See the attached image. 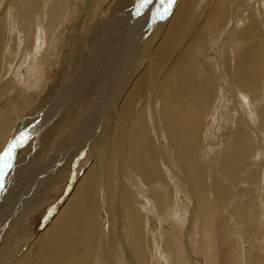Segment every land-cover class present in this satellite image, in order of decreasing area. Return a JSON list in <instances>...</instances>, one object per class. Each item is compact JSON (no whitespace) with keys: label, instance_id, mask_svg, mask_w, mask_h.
Instances as JSON below:
<instances>
[{"label":"rangeland","instance_id":"rangeland-1","mask_svg":"<svg viewBox=\"0 0 264 264\" xmlns=\"http://www.w3.org/2000/svg\"><path fill=\"white\" fill-rule=\"evenodd\" d=\"M46 1L48 2L49 0ZM117 1L118 0H95L94 2L93 0L90 3V0H50L51 7L48 9L45 8V10H43V7L45 5H40L38 3L39 0H31V3L26 0H0V154L7 150L9 144L17 140V136L27 135V142L22 147L16 149L15 158L13 161H18V164H20L24 157L28 155L22 154L23 150L30 151L31 148L33 150V148L36 146L38 138L43 137L42 133H44L45 128L40 130L42 127V123L36 121V119L38 118L37 116H39L41 113H44L46 109L48 110V107H44L46 105L44 100L48 99L51 101L52 97L65 98V91L61 87V89H56V85L59 82L58 76L60 74V66L67 63V60L75 61L77 63L82 62L83 64L86 63V61L83 60L81 51L86 48L87 40L91 38L95 33L100 31L101 23L106 21H113L114 16L117 17ZM241 1H245L244 3L250 4L251 11L247 10L246 14L243 15L244 18L248 17V15L251 14L254 17H249V21L247 20L246 22L244 19H242V23L236 24L238 28L237 32H240L246 27L253 24L255 32L254 36L245 37L235 35V37L241 39L239 41L235 39H229L226 37L227 35L222 33L223 36L225 35L223 37L220 33L219 37L221 38L219 40L221 42L218 41L221 48L219 49L221 51V46L223 45L224 40H229L230 42H232L233 44H231L228 48L229 51H227V54H234V57L240 59V65L237 69V72L235 73V76L233 73L230 74L231 84H233L231 85L232 88L230 87L231 89L229 88V91L227 90L226 94L219 86H214L213 89V85H211L210 87H206V89L200 88V91L196 89V91L194 92L196 97L197 95H199V93H204L199 95L202 98V101L200 99L198 101H193L194 99H196V97H194L190 102L193 103L191 104L193 108L189 107L190 104H188L187 98L186 103H183L184 105L186 104L184 110L187 109V106L190 108V111L186 110L188 111V115H186L185 117L186 123L188 126L192 124L190 130L185 132V134L183 135L187 134V137H190L191 135L192 142L195 141L196 144H200L199 152L194 148L188 149L193 153H199L198 156L195 154L196 158L194 163V177L190 174V171L188 173V170L191 168L190 166H192V163L186 161L181 162V165L179 161L181 155H179L180 152L176 150V141L179 140L181 142L180 144H184L186 137L183 138L180 131H178L179 128L176 131L172 129V126L174 125L180 126L181 121L177 118H180V115L182 114L183 110L180 111L182 107H179L180 109L178 108L175 115L170 113L171 115L166 116L165 111L163 110L162 102H149L148 104L150 108L147 107L146 111L144 112L143 125L141 127L144 129V140H146L149 144V151H151L150 157L152 156L153 160L155 159L154 165H156V162L159 163V165L157 163V169L159 170V175H161L162 178L158 176L157 178H150L149 180L145 181L144 176L138 173L136 170L144 166L141 165L142 160L138 159V161L133 158L132 155L128 157L127 179H131L129 173L134 172L138 176L142 177L141 181L144 182L146 189L143 190L144 195H141L137 192V186H135L133 189V187L124 180L125 188H127L126 192H128L126 194V197H130L131 201H133L132 203L129 200V203L127 204V209L129 210V212L127 211V213H129V218H123L125 224H120V222L115 219V214H113V218L111 221L110 216H108L107 214L109 210L108 208H106V202L104 201L105 195L108 198V195L105 192L106 188L108 189L106 181L101 180V186L97 187L98 190L97 188H94L92 189V191L90 190L91 188H89L88 191L87 186L85 185L84 181H82L84 173H86L85 175H87L90 170L96 173L99 169L98 161L96 160L100 157V143L97 142L98 135L96 134L93 135V139L95 140V142L92 143V145H94L97 149L96 152L90 151L88 147L89 145L87 146V143L86 145L81 146L80 149H77V147L72 148L76 150V152L69 155L66 163L61 166V169L58 168L54 170V172H51L49 178L53 181V183H55L57 187L55 185L52 187V189L48 192L49 195L47 196L46 200L40 207L36 208L31 213L28 220H25L27 223H23L21 229H12V226L16 225L15 222L17 221L16 219H14V217L16 216L15 214L14 216L12 215V213H10V216L3 217L7 212H11L10 210L13 208L16 201H6L4 192L0 193V243L3 240V237H5V234L6 236L8 234L10 235L11 230H13V237H11V240L13 238L12 241H15L13 242L15 243L14 247H10V251H6L8 254L10 253V256H1L3 259H6L7 257H14V259H16L17 255L19 258H23L22 256H24L28 251L33 252L31 246L35 245L36 240H38V238L41 237V235L49 228L51 223L59 216L56 221V225L58 226V223H60L59 220L62 219L60 213H62L65 208H69L74 203H77L74 198L81 178V187L85 186L87 194L85 190L82 191L83 193L81 192V202L83 201L84 203H81V214L80 212H77V215L78 217H80L82 215V212L86 213L76 221H71V219H69V216L66 217L67 222H64L66 235L62 237V240L65 241L67 245L63 247V249H61L58 245L56 246L57 252L60 254V256L58 261L54 264H77V262L79 264H103V261L104 264H130V258H133V263L137 264V253L136 251H134L135 248H133L130 244L129 231L133 233L135 232L134 236L137 237L138 242L142 241V252L146 264H264V0ZM153 2L155 5L152 4ZM208 2V0H199L196 6V13L193 17V23H195V20L198 19V14L203 13L207 9ZM180 3L181 0H175L174 4L178 6ZM138 5L139 0H131L126 8H122V10L126 9L124 10V12H127L131 15H129L130 17L126 16L122 17L121 19L125 20L126 22L133 23L130 24V27L127 31H116L117 33L125 32L126 42H124L123 47H120L119 50H116V52H118L116 61L113 64H110L106 69V71L109 72V75L108 77H106V79H104V82L107 81L104 84L105 92L103 94V97L106 99L104 100V104H108V101L111 98L120 93V87L118 86V78L120 77V73H123L124 78H126L131 72H134V76L131 78L132 81V79L140 75L144 71L143 69L147 66V62H145L144 58L142 59V56L139 58V60L135 58L137 52L132 51V42L128 41L127 36H129L130 34L132 25L135 23L136 28L139 32L141 30L142 32L144 31V39H142V41L143 43L147 44L148 40L150 39L148 45L151 44L150 46L152 47L156 46L158 42L162 40L164 35L171 27L170 23L173 18L171 15L174 13V9H170V11H168V14L166 15L167 17L163 16L161 18L157 15L158 12L163 11L167 4H164L162 6L160 0H157L156 3L154 0H152V2L148 4L139 15L136 12V8L138 7ZM151 5L160 6L159 11H157L155 7H153L155 9V13L150 17V13L153 12V9L149 10V8L152 7ZM88 6H90L88 17L89 20L84 21L82 20V17L86 12L85 8ZM235 8L237 9V7ZM83 9L84 11H82ZM231 11H233L232 7ZM115 13L116 15H114ZM142 16L145 17L146 21L151 20L147 25V30L146 27H143L141 20ZM132 19H135L136 22ZM252 20H254V22ZM211 23L212 22L210 21V24ZM229 23L230 21L226 22L225 27H229ZM137 38L140 39L139 33L137 34ZM204 39L205 41L203 40L201 42L198 51L200 57L196 58L197 71L199 73L203 72V75L205 74V72H207L209 77L213 76L212 71L215 72L217 83H220L222 78H224V73L222 72L223 69L226 68V59L224 56H222L221 58L219 57L218 47L216 48L215 45L208 40L207 36H205ZM243 42H246L244 44L245 46L241 45L239 48L238 43ZM225 44H227V42ZM253 47L256 48V51L253 50ZM215 48L216 50H214ZM231 51L233 52L231 53ZM253 51H255L254 53L256 55L251 54L253 53ZM112 54H115V52H113ZM62 55H64V57ZM253 55L257 59L250 58L253 57ZM71 57L72 59H70ZM128 61L131 63V66H125V64L128 65ZM215 62L217 63L215 64ZM242 62H245L244 66L245 64H249V62L252 63L251 65H249V67H252H250L251 70L246 66V68H244V66L240 67ZM88 69L89 68H87V70ZM115 69H118V71H114ZM239 72L240 74H238ZM235 80L236 83H233L235 82ZM113 81H117V85ZM244 81L246 83H252H247L246 85ZM224 83L226 82L224 81ZM199 85L200 84H197L194 87ZM238 86L240 87L238 88ZM112 88L115 89L113 90ZM203 89L205 92H203ZM237 89L242 93L237 92ZM48 91L50 94L48 93ZM208 98H210L211 100H208ZM204 103L206 104V106ZM143 104L144 101L142 105ZM160 105L162 109H160ZM225 105L227 107H230L227 108L225 107ZM219 107L221 109H219ZM90 109L87 110V114L85 116L82 115L81 118L73 126L68 124L66 126V129L68 128L67 132L63 133H66L68 135V133L74 130V128H77V126L81 123V120L83 121L85 118L87 120L89 114L92 116L99 114V109L98 113L95 111V109ZM192 109L195 111L194 113ZM217 109H219V112L217 111ZM32 110L34 111L32 112ZM213 110H215L216 112ZM160 113H162V116L164 114L166 118L176 117L175 121H173L174 118L171 119L172 121L170 122H172V125L171 123H167L168 125L165 124V127V125H163V123L161 122L163 119L160 118ZM153 117L156 120L153 119ZM209 118H211V120ZM189 120L191 122H188ZM45 124L46 123H44V125ZM86 126L87 125H85V127ZM91 126L92 125H90L89 127ZM210 126L212 129L210 128ZM87 128L88 127H86L81 133V143L85 142L83 141L85 139L89 140L87 139V136L83 134V132L86 131ZM208 129L209 131L211 130L212 133L211 131L209 132ZM238 129L240 130L238 131ZM213 130L215 132H213ZM38 131L40 133H38ZM124 132L125 131L123 130V133ZM215 134L216 136H214ZM174 135H176L177 137ZM125 139L127 140L128 138L126 137ZM55 143L56 145H54ZM55 143L52 142L51 144L50 142L48 144H45L46 148H48V150L45 152L35 153V150H31L30 159L27 160L29 166L33 167V165H35L36 168L39 167V170L45 167L52 168L56 163V157L61 152L60 150L62 148V145H65L64 143L62 144V142ZM104 143L106 144V142ZM31 144H33L32 147H30ZM234 145H236V147ZM41 148L42 145H40V149H38V151L41 150ZM103 148L111 150L109 144L103 145ZM241 148L243 149V151L241 150ZM56 149H59V152H56ZM165 152L168 155H170L169 152H171L170 157H173L171 158V162L175 163L170 164V170H167V168L164 167L163 159L166 160ZM52 154L54 155L51 156ZM140 154L143 155L142 152H140ZM209 155L212 156L210 157ZM211 160L213 161V163H211ZM34 161H37L38 164ZM46 164L49 165L46 166ZM145 165L149 166L147 163ZM214 167L215 170L213 169ZM38 169H36L35 173ZM173 169L175 170L176 174H172ZM233 173H236V175L233 176ZM106 174L112 177L113 170L111 168L107 169ZM106 174L104 170L105 177ZM101 176L99 175V178ZM191 176L193 177V179ZM150 180L152 181L151 184ZM175 180L178 181L176 182ZM162 183L163 185H161ZM104 184L105 186H107L106 188ZM28 185L33 192L36 190V186L31 181H28ZM157 185L162 187V189H160V192L159 190L157 192L154 190V186ZM93 190H95V192ZM108 191H110V189H108ZM198 192L201 194H199ZM155 193H162L164 199H161ZM201 197L205 199V202L204 200L200 201ZM94 199L97 200V203L96 201H93ZM101 201L102 206L99 203ZM85 203H87V207L85 206ZM167 204L168 209L166 208ZM151 205H153L154 207ZM97 206L99 207L98 209H96ZM84 207L88 210L85 209L87 210L85 211ZM134 207L135 209H133ZM92 208H94V210H92ZM113 209L114 210H112V213H114L116 206H113ZM203 211L206 213H204ZM96 213L99 214H97L98 217L97 215H93ZM131 213L133 214V219H135L136 221L135 222L133 220V223L135 225H133L132 223ZM204 214H207V216ZM87 215L89 216V218ZM165 215H167V217ZM96 223L100 224L96 225ZM113 226L115 227L114 229ZM143 226L144 228L142 229ZM9 228L11 230H9ZM3 229H5L6 231H4ZM98 231L100 234L98 233ZM112 233L115 235H113ZM67 234L70 235L68 236ZM154 235L156 236V239ZM58 236V232L55 233V237L58 238ZM15 237L19 239V242ZM27 237L28 240L26 241V243L21 241V239ZM131 238L130 240H132ZM95 239L96 242L98 241L97 244L99 246L96 245ZM105 239H107L108 241ZM125 244L128 245L130 253L129 256L125 252ZM88 246L90 247L87 248ZM135 247H137V245ZM50 249H53L52 243H49L48 246L46 245L44 251H42L43 253H38L39 257H37L36 259V264H53L52 256L50 254L48 255V253L51 252ZM184 249H186V251ZM76 250H79V253H81L80 258L77 256L73 257V252H75L76 254ZM52 253H54V251H52ZM62 253L64 254L63 256ZM123 255L125 258H123ZM14 259L9 264H13ZM65 259H67V261Z\"/></svg>","mask_w":264,"mask_h":264},{"label":"bare ground","instance_id":"bare-ground-1","mask_svg":"<svg viewBox=\"0 0 264 264\" xmlns=\"http://www.w3.org/2000/svg\"><path fill=\"white\" fill-rule=\"evenodd\" d=\"M26 1L30 2L31 0H26ZM92 1L93 0H90V3ZM130 1L131 0H118L117 1V8H116L117 17L114 16V20L113 21H106V22L101 23L100 24V26H101L100 31L95 33L91 38H89L87 40L86 48L81 51L83 60L86 61L85 64H83L82 62H81L82 63L81 64V63H77L75 61L67 60V63H65L64 65L62 64L60 66V74L58 72V74L60 76V77L58 76L59 82L57 83V85L56 84L55 85H56V89L61 87L65 91V98H60L59 97L60 98L59 99L57 97H55V98L52 97L51 101L48 100V99L44 100V102L46 104L44 107H48V110L46 109V111L44 113H41L39 116H37L38 118L36 119V121H39L40 123H42V127H41L40 130L45 128L44 133H42L43 137L38 138V141L36 142V146L34 147L35 149L33 148V150H32V148H31L30 151L23 150L22 154H28V155H26L24 157V159L21 161L20 164H18V161L17 162H13L14 163V168L8 174V179L6 181L5 191H4L5 200L6 201H10V202L16 201V203L13 206V208L10 210L11 212H7L3 217L10 216V213H12V215H14V214L16 215V216L14 215L15 216L14 219H16L17 221L15 222L16 225L12 226L13 230H15L16 228L21 229V226L23 225V223H27L25 220H28V218L30 217L31 213L36 208L40 207L43 204V202L46 200L47 196L49 195L48 192L55 185V183H53V181L50 180V178H49L50 175H51V172H54V170H56L58 168L61 169V166L66 163V160L69 157V155H71V154L76 152V150H74L72 148H76L77 147V149H80L81 146H84L87 143V146L89 145L88 147H89L90 151L96 152V150H97L96 147L94 145H92V143L95 142V140L93 139L94 138L93 135H96V134L98 135L97 136V142L100 143V157H99V159L96 160V161H98L99 169H98V172H96V173L93 172L92 170H90L87 175H85L86 173H84V177L82 178V181H84L85 185L88 188V191H89V188H91L90 190L92 191V189L97 188L98 186H101V180L102 181H106L108 189H110V191H108V189L106 188L107 186H105V184H104V186L106 188L105 192L108 195V198L105 195V199H104V201L106 202L105 206L109 210L107 212V214H108V216H110L111 221H112V218H113V214H115V217H116L115 219H117V221H119L120 224L123 223V225H124L125 223H124L123 218L124 217L127 218L128 214H129V213H127V211L129 212V210L127 209V204L129 203V200H130V202L133 203V201H131L130 197L129 198L126 197V194L128 192H126L127 188H125L124 180L127 181L133 187V189H134L135 186H137V188H138L137 192L140 193L141 195H144L143 190L146 189L144 182L141 181L142 177L138 176L134 172L129 173L131 179H127V177H128L127 159H129L128 157L130 155H132L133 158H135L136 160H138V159L142 160L141 165H144V166L140 167V168H138L136 170H137L138 173H140L141 175L144 176V180L145 181L149 180L150 178L151 179L152 178H157L158 176L161 177V175H159V172H158L159 170L157 169V163L158 162H156V165H154L155 159L153 160V157L151 156L152 159L150 157V152L151 151H149V144L147 143L146 140H144V131H143L144 129L141 127L143 125L144 112L146 111L147 107L150 108L149 104H148L149 102L150 103L154 102V101H156L157 103L158 102H160V103L162 102L163 103V110L165 111L166 116L167 115H171L170 113L175 115L177 113L178 108L182 107L181 110H180V111L183 110L182 114L180 115V118L179 117L177 118V119H179L181 121L180 126H178V125L175 126L174 125V126H172V129L176 131L179 128L178 131H180V133L182 134L183 138L186 137L184 144H180L181 142L179 140L176 141V143H177V145H176L177 149L176 150L178 152H180L179 155H181L180 156L181 158H179L180 164H181V162H186V161H189V162L192 163L191 164L192 166H190L191 168L188 170V173L190 171V174L194 177V170H195V164L194 163H195V158H196L195 154L198 156L199 153H193L192 151H190L188 149L189 148H194V149H196L199 152L200 144L199 145L196 144L195 141L192 142V138H191V135L189 133L188 134L190 135V137L189 136L187 137L186 136L187 134L183 135V134H185V132L190 130V128L192 127L191 126L192 124L189 125V126L187 125L185 117H186V115H188V111H190L189 107L193 108V106L191 105L193 103H190V102L193 100L194 97H196L195 93H194L196 91V89H198V91H200L201 90L200 88H205L206 89V87H210L211 85H213V89H214V86H219L226 94L227 90L229 91V88L231 87V85H233V84H231L230 74L233 73L234 76H235V73L237 72V69L239 68V65H240V59L237 58V57H234V54H227V51H229L228 48L230 47L231 44H233L229 40H224L223 45L221 46L222 47V51L220 50L221 48H220L219 42H221V41L219 39L221 37H219V34L223 33V34L227 35L226 36L227 38L235 39V40H239V41L241 39H239L238 37H235V35H240V36H245V37L254 36L255 32H254V25L253 24L248 26V27H246L242 31H240V29H239L240 32H237L238 28L236 26V24L242 23L241 22L242 19H244L245 22H246L249 19V17H252V18L254 17L252 14L248 15V17H246V18H244V16H243V15L246 14L247 10H250V4L249 3H244L245 1L242 2L241 0H208L209 2H208L207 9L203 13H199L198 14L199 15L198 19L195 20L196 21L195 23H193L192 22L193 21V17H194V15L196 13L195 12L196 11V6H197L199 0H181V3L178 6H176L173 3L171 8H170V9H174V13L171 15L173 17L172 20H171V23H170L171 27L169 28L167 33L164 35L162 40H160L158 42V44L156 46H154V47L150 46L151 44L148 45L150 39L149 40L147 39L148 40L147 44L143 43L142 39H144L143 38L144 31L142 32V30H141L139 32L137 30V28H136L135 23H134L132 25V29L130 31L129 36H127L128 37V41L132 42V45H133L132 46V51H136L137 52V55L135 56V58L137 60H139V58L142 56V59L144 58L145 62H147V66L145 65L146 67L143 69L144 71L140 75L134 77L132 79V81H131V78L134 76V72H131L129 74V76H127L126 78H124V74L123 73L119 72L120 73V75H119L120 77L117 76V77H119L118 78L119 83L117 81H113V82H115L116 85L118 83V86L120 87L119 92L122 95L120 93H118L116 96L113 95L114 97L111 98L108 101L109 103L108 104H104L105 103L104 100H106L103 97V94L105 92L104 84H105V82H107V81L104 82V79H106V77H108V75H109V72H107L106 69H107V67L110 64H113L116 61V59L118 57V52H116V50H119L120 47H123L124 46L123 45L124 42H126L125 32L117 33L116 31L117 30L127 31L128 28L130 27V24L133 23V22L129 23V22H126L125 20L121 19L122 17H126V16L130 17L129 15H131V14H128L127 12H124V10H126V9L122 10V8H126L129 5ZM154 1L156 3L157 0H154ZM94 2H95V0H94ZM205 2H203V3H205ZM38 3L40 5H43V6L45 5L43 7L44 8L43 10H45V8L48 9V8L51 7L50 0L48 2L46 0H39ZM152 4H154V2ZM154 5L153 6L151 5L152 7L149 8V10L153 9V12L150 13L151 14L150 17L155 13V9L157 11H159V6L160 5H156V6H154ZM153 7H155V9ZM231 7L233 8V11H231ZM235 7H237V9ZM83 8H85V7H83ZM85 10H86V12H85L84 16L82 17V20L87 21V20H89L88 17H89V12H90V6L86 7ZM199 10H201V9H199ZM82 11H84V9ZM133 12H134V10H133ZM171 12H172V10H171ZM232 12H234V13H232ZM239 12H240V14H239ZM116 13L114 15H116ZM141 20H142L143 27H146V30H147V25L149 24V22L151 20L150 21H146L145 17H143V16H142ZM210 21L212 22L211 24H210ZM229 21H230L229 27H225V23L229 22ZM252 21L254 22V20H252ZM135 22H136V20H135ZM120 23H121V26H120ZM36 28H37V26H36ZM230 30H231V32H230ZM243 31H245V32H243ZM36 33H37V31H36ZM138 33H139L140 39L137 38V34ZM223 34H222V36H223ZM205 36L208 37V40L210 42H212L215 45L216 48L217 47H218V49L220 48L219 51H218L219 52V57L221 58L222 56H224L225 59H226V62H225L226 63V68L223 69V72H222V73H224V75H223L224 78H222L220 83H217V80H216L217 77H216L215 72L212 71L213 76L209 77L207 72H205V74L203 75V72L199 73L197 71L196 58L200 57V54H198V51H199V47H200L201 42L203 40L205 41V39H204ZM83 42H85V41H83ZM226 42H227V44H225ZM245 43L246 42L238 43L239 44V48H240L241 45L245 46L244 45ZM0 46H1V44H0ZM224 46H226V47H224ZM216 48L214 50H216ZM233 48H234V46H233ZM237 48H238V46H237ZM253 50L256 51V48L253 47ZM255 51H253V53H251V54H255L254 53ZM113 52H115V54H112ZM232 52L233 51H231V53ZM197 55H199V56H197ZM62 56L64 57V55H62ZM65 56H66V54H65ZM72 57L70 59H72ZM121 58H123V57H121ZM250 58L257 59V58L254 57V55H253V57H250ZM128 60H130V59H128ZM80 61H81V58H80ZM252 62H254V61H252ZM120 63H122V62H120ZM216 63L217 62H215V64ZM244 63L242 62L240 67H243ZM91 64H92V66H91ZM130 64L131 63L128 61V65L125 64V66H131ZM210 64H211V62H210ZM215 64H214V66H215ZM251 64L252 63L249 62V64H247V65L245 64V66L249 67V65H251ZM90 66H91V68H90ZM135 66H137V65H135ZM245 66H244V68H246ZM87 68H89V69L87 70ZM133 68H134V66H133ZM251 68H250V70H251ZM57 69H58V67H57ZM114 71H118V69H115ZM200 71H201V69H200ZM245 71H246V69H245ZM245 71H244V73H245ZM241 72H242V69H241ZM244 73H243V75H244ZM238 74H240V72ZM245 75H247V74H245ZM121 77H122V79H121ZM212 78H213V80H212ZM248 79H250V78H248ZM224 81L227 84L224 83ZM233 83H236V80ZM247 83H250V82H247ZM247 83H246V85H247ZM197 84H200V85L194 87ZM118 86H116V87H118ZM239 87L240 86H238V88ZM211 90H212V87H211ZM203 92H205L204 89H203ZM237 92H240V91H238V89H237ZM42 93H43V91H42ZM48 93H49V91H48ZM209 93H210V91H209ZM240 93H242V92H240ZM201 94H204V93H199V95H201ZM199 95H197L196 99H194L193 101H196V100L198 101L199 99L202 101V98ZM248 96H249V94H248ZM202 97H203V95H202ZM186 98L188 99V104H190V105H189V107L187 106V109L184 110L186 104L184 105L183 103H186ZM233 98H234V96H233ZM209 99L210 98H208V100ZM222 100H223V98H222ZM143 101H144V104L142 105ZM203 101H204V98H203ZM238 101H240V100H238ZM206 103H209V102H206ZM210 104H212V103H210ZM225 104H227V103H225ZM161 105H160V109H162ZM205 106H206V104H205ZM39 107H40V105H39ZM225 107H227V106L225 105ZM228 107H230V106H228ZM90 108L92 110L95 109V111L97 113L100 110L99 114L94 115V116L89 114V116L87 117V120H86V118L83 121L81 120V123L77 126V128H74V130L69 132L68 135L66 133H63V132H67L68 128L66 129V126L68 124L73 126L81 118L82 115L85 116L87 114V112H88L87 110H89ZM206 108H208V107H206ZM219 109H221V108L219 107ZM219 109H217V111ZM186 110H188V111H186ZM33 111L34 110H32V112ZM159 111H161V110H159ZM213 111H215V110H213ZM194 112L195 111L193 110V113ZM162 113H164V112H162ZM162 113H160V118L163 119L161 121L163 123V125H165L167 123H171V125H172V122H170V121H172L171 119H173L174 117L172 116L173 118H166L164 114L162 116ZM31 115H32V113H31ZM223 115H225V114H223ZM208 117H209V115H208ZM175 118H174L173 121H175ZM153 119H155V118L153 117ZM209 119L211 120V118H209ZM176 121H178V120H176ZM188 122H191V121L189 120ZM208 122H209V120H208ZM44 123H46V124L44 125ZM197 123H196V125H197ZM85 125H87L86 127H88V128H87L86 131L83 132V134L85 136H87V139H89V140L85 139V140H83L85 142L81 143V133L86 128ZM90 125H92V126L89 127ZM238 125H239V123H238ZM198 126H200V125H198ZM211 126H213V125H211ZM211 126H210V128H211ZM165 127H166V125H165ZM215 128H216V126H215ZM201 129H202V127H201ZM123 130L125 131L124 133H123ZM239 130L240 129H238V131ZM208 131H209V129H208ZM215 131H216V129H215ZM215 131L213 130V132H215ZM38 133H40V132L38 131ZM211 133H212V131H211ZM211 133H210V135H211ZM21 134H22V132H21ZM178 135H179V133H178ZM20 136L21 135L17 136L16 139H18ZM174 136H176V135H174ZM214 136H216V134ZM63 137H64V139H63ZM126 137L128 138L127 140L125 139ZM180 138H181V136H180ZM230 141H232V140H230ZM50 142H51V144H52V142L53 143H55V142L61 143L62 142V144L63 143L65 144V145H62V148L60 150L61 152L56 157V159H55L56 163L53 165V167L52 168L51 167H45V168L40 169V170L38 169L39 167L36 168L35 165H33V167H30L29 164L27 163L28 162L27 160L30 159L31 150L32 151L35 150V153L36 152H45V151L48 150V148H46L45 144H48ZM104 142H106V144ZM174 142H175V140H174ZM205 142H206V140H205ZM59 143H58V145H59ZM202 143H203V141H202ZM107 144H109V147L111 148V150L110 149L107 150V149L103 148V145H107ZM40 145H42V148H41V150L38 151V149H40ZM54 145H56V143ZM58 145H57V147H58ZM230 145H232V144H230ZM32 146H33V144H31L30 147H32ZM228 146H226V147H228ZM234 146L236 147V145H234ZM128 148H129V150H128ZM56 150H57L56 152H59V149H56ZM109 150H110V152H109ZM241 150L243 151L242 148H241ZM137 151H139V152H137ZM140 152H142L143 155H141ZM19 153H18V155H19ZM169 153L171 155V152H169ZM208 153H209V151H208ZM38 154H40V153H38ZM45 154H43V155H45ZM53 155L54 154H52L51 156H53ZM170 155H168L165 152L166 160L163 159L164 167H166L167 170H170V164L174 163V162H171L172 161L171 158H173V157H170ZM232 156H233V154H232ZM41 157H42V154H41ZM210 157H209V160H210ZM230 158H232V157H230ZM243 159H245V158H243ZM35 160H36V158H35ZM156 160H157V157H156ZM241 160H242V158H241ZM189 162H188V164H189ZM200 162H201V160H200ZM35 163L38 164L37 161ZM146 163L149 166H146L145 165ZM211 163H213V161ZM211 163H210V165H211ZM124 164H125V166H124ZM48 165L46 164V166H48ZM158 165H159V163H158ZM238 165H240V164H238ZM50 166H52V165H50ZM184 167H186V166H184ZM109 168H111L113 170V174H112L113 176L112 177L110 175L106 174V170L109 169ZM36 169H38L39 171L37 170V172L35 173ZM213 169L215 170V167ZM104 170H105L106 177L104 176ZM172 171H173L172 174H176L174 169ZM101 173H102V176H101ZM99 175L101 176L100 178H99ZM235 175H236V173H233V176H235ZM169 176H171V175H169ZM193 177H192V179H193ZM195 177H196V175H195ZM158 179H160V178H158ZM181 179H182V176H181ZM160 180H162V179H160ZM28 181H31L36 186V190L34 192L30 189V187L28 185ZM61 181H62V179H61ZM175 181L177 182L178 180H175ZM151 182L152 181L150 180V184H151ZM103 183H105V182H103ZM148 183H149V181H148ZM156 184H157V182H156ZM161 185H163V183ZM196 185H197V183H196ZM158 186L159 185L154 186V190L156 192L158 190L160 192V189H162V187H160V186L158 187ZM83 190H85V186L81 187V178H80V183H79V185L77 187L75 198H74V200L77 203H74L69 208H65L64 207L65 210L62 213H60L63 220L62 219L59 220V222H60V223H58L59 227L56 225L57 218L59 217L58 216L57 218L55 217L56 219L51 223L49 228L41 235V237H39L38 240H36L35 245H33V246L30 245L32 247L31 249H33V252L32 251H28L24 256H22L23 258H19L18 255H17L16 259H14V257H12V258L7 257L6 259H3L1 257V256H8V255L10 256V253L8 254L6 251L9 250L10 247H14V244H15V243H13L15 241H12L13 238L11 240V237H13V230H11L9 228V230H11L12 232L10 231V235L7 233L8 237L6 236V234L5 235L3 234L5 237L2 236L3 240L0 243V261H1L0 263L1 264H9L14 259L13 264H36V259H37V257H39L38 253L44 251L46 245L48 246L49 243L53 244V249H50L51 252L48 253V255L50 254L52 256L53 264L55 262H57L58 259H59L60 254L57 252L56 246L58 245L61 249H63V247H65L67 245V243L62 240V237L66 235V228H65V223H64V222H67L66 217L69 216V219H71V221L72 220L76 221L83 214L86 213V212H84V213L82 212V215L80 217H78V215H77V212H80V214H81V203H84L83 201L81 202V197H82L81 196V192ZM97 190H98V188H97ZM93 191L95 192V190H93ZM123 193H124V195H123ZM86 194H87V191H86ZM199 194H201V193H199ZM199 194H197V195H199ZM156 195L158 197H160L161 199H164L162 193L156 194ZM204 195H205V193H204ZM85 196H83V197H85ZM90 199H91V197H90ZM106 199H107V201H106ZM202 200H204V202H205V199H203L201 197L200 201H202ZM93 201H96V203H97V200L94 199ZM99 203L102 206V201L99 202ZM134 204H135V202H134ZM86 205H87V203H85V206ZM83 206H84V204H83ZM95 206H96V204H95ZM113 206H116V209H115L114 213H112V210H114ZM151 206H153V205H151ZM166 206H167L166 208L168 209V204ZM200 206H202V205H200ZM98 208L99 207L97 206L96 209H98ZM85 209H87V208L84 207V210ZM133 209H135V207ZM76 210H78V211H76ZM87 210H85V211H87ZM92 210H94V208H92ZM205 210H206V208H205ZM95 212H97V211H95ZM206 212H207V210H206ZM206 212H204V213H206ZM98 213L93 214V215H97ZM60 214H58V215H60ZM98 215H97V217H98ZM167 215H165V216L167 217ZM204 215L207 216V214H204ZM92 217H94V216H92ZM17 218H20V219H17ZM88 218H89V216H88ZM131 220H132V223H133V220L135 221V219H133V214L132 213H131ZM7 221H8V219H7ZM99 222H100V219H99ZM98 224H100V223H98ZM98 224L96 223V225H98ZM133 225H135V224L133 223ZM180 225H183V224H180ZM5 227H3V228H5ZM83 227H85V226H83ZM128 227H130V226H128ZM114 228L115 227L113 226V229ZM143 228H144V226L142 227V229ZM95 229H96V227H95ZM176 229H178V228H176ZM3 230L6 231L5 229H3ZM18 232H20V231H18ZM57 232H58V235H59L58 238L55 237V233H57ZM129 232H130V234H129L130 238L132 237L131 238L132 240H130V238H129L130 244L132 245L133 248H135L134 251H136V253H137V255H136V258L138 260L137 264H146L145 259H144V255H143V252H142V243H141L142 241H140V240H139L140 242L137 241V237L134 236L135 232L134 233L131 232V231H129ZM98 233H99V231H98ZM70 234H67V235L69 236ZM99 234H98V236H99ZM73 235H74V233H73ZM113 235H115V234H113ZM16 239L19 242V239L18 238H16ZM155 239H156V236H155ZM27 240H28V237L24 238V239H21V241L25 242V243H26ZM99 240H101V239H99ZM105 240H107V239H105ZM97 242H96V239H95L96 245H98ZM99 243H100V241H99ZM111 244H112V242H111ZM136 245H137V247H135ZM89 247L90 246H88L87 248H89ZM115 249H116V244H115ZM184 250L186 251V249H184ZM52 251H54V253H52ZM185 251H184V253H185ZM125 252L129 256V254H130L129 253V248H128V245H126V244H125ZM63 253H62V256L64 255ZM101 254H102V252H101ZM157 254H158V252H157ZM75 256H77L79 258L81 257V253H79V250H76V254H75V252H73V257H75ZM128 256H127V261H128ZM88 257H90V256H88ZM123 258H125L124 255H123ZM132 259L130 258V264H134ZM65 260L67 261V259H65ZM117 260H116V262H117ZM77 264H79V263L77 262ZM103 264H104V261H103Z\"/></svg>","mask_w":264,"mask_h":264},{"label":"snow or ice","instance_id":"snow-or-ice-1","mask_svg":"<svg viewBox=\"0 0 264 264\" xmlns=\"http://www.w3.org/2000/svg\"><path fill=\"white\" fill-rule=\"evenodd\" d=\"M152 2V0H139V5L136 8V12L139 15L142 10ZM161 5L167 4V7L163 9L162 12H158L157 15L161 18L168 14L175 0H160ZM28 140L27 135H21L19 139L8 145V148L5 152L0 154V193L5 191L6 181L8 179V174L14 168V158L16 149L22 147Z\"/></svg>","mask_w":264,"mask_h":264}]
</instances>
